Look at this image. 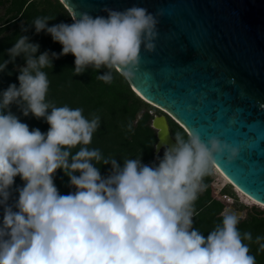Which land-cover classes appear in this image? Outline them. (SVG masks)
<instances>
[{
  "label": "clouds",
  "instance_id": "obj_1",
  "mask_svg": "<svg viewBox=\"0 0 264 264\" xmlns=\"http://www.w3.org/2000/svg\"><path fill=\"white\" fill-rule=\"evenodd\" d=\"M103 11L106 15L84 12L71 23L51 26L50 18H36L35 32L49 34L61 52L37 55L39 44L20 35L7 49L9 59L0 63L2 73L17 57L25 61L16 66L18 85L0 91V264H256L252 234L241 233L236 214L222 211L221 222L207 235L192 226V206L214 154L228 151L231 160L238 148L215 137L204 142L197 133L187 139L177 133L174 143L154 146L157 152L163 147L154 162L145 164L140 156L120 163L87 147L99 116L89 119L81 108L47 101L43 69L53 59L74 56L75 75L91 67L119 68L131 76L142 46L154 50L158 21L146 8ZM97 79L110 83L111 71ZM13 105L24 117L43 119L47 131L22 122ZM100 163L109 166L106 175ZM58 171L74 191L60 193ZM262 240L254 241L260 251Z\"/></svg>",
  "mask_w": 264,
  "mask_h": 264
},
{
  "label": "water",
  "instance_id": "obj_2",
  "mask_svg": "<svg viewBox=\"0 0 264 264\" xmlns=\"http://www.w3.org/2000/svg\"><path fill=\"white\" fill-rule=\"evenodd\" d=\"M60 1L71 17L134 5L152 13L158 21L154 50L142 46L131 76L116 69L140 98L164 113L150 120L155 145L175 142L168 115L189 136L197 133L204 142L215 137L238 148L231 160L228 151L215 153L212 164L264 204V0ZM159 152L154 147V155ZM224 210L243 215L232 205Z\"/></svg>",
  "mask_w": 264,
  "mask_h": 264
},
{
  "label": "trees",
  "instance_id": "obj_3",
  "mask_svg": "<svg viewBox=\"0 0 264 264\" xmlns=\"http://www.w3.org/2000/svg\"><path fill=\"white\" fill-rule=\"evenodd\" d=\"M0 5L4 9L0 15V63L9 59L7 49L13 46L20 35H27L31 43L39 44L37 55L45 51H49L50 55L51 52H61L62 46L54 42L49 34L44 31L37 34L32 26L33 21L38 17L50 18L49 26L60 22L71 23V15L60 0H0ZM22 26L27 27L28 30L22 32ZM74 59L71 54L61 56L59 59L52 60V67L43 69L49 80L46 99L58 107L67 105L71 108H81L85 117L89 119L93 114L99 116V128L87 147L99 149L104 158H115L120 163H123L125 159L141 156L143 163L150 164L154 162L157 155L162 156L163 152L154 155L157 138L155 130L150 126L153 116L150 108H156L140 98L132 90L125 76L116 68L111 70L102 68L97 71L89 67L82 74L75 75ZM24 63L23 56L17 57L15 66L9 63L7 69L0 73V91L6 89L9 84L18 85L16 66H23ZM108 71H111L112 75L110 83L97 79L98 75ZM11 111L30 128L47 131L48 125L43 119L37 120L31 115L24 117L15 105L11 107ZM140 111L143 113L135 122ZM159 112L162 111L159 110ZM166 118L172 136L175 137L177 133H180L185 139L188 138L189 135L180 125L168 115ZM79 147L72 149V152L78 151ZM96 166L100 168L102 175L107 174L109 166H103L102 163ZM210 182L209 171L203 178L205 187L198 193L192 206V226L201 233H203L200 230L201 226H205L204 235L221 222L220 213L226 203L231 202L217 199L210 188ZM21 184L17 177L16 185ZM55 184L61 194L74 191L69 187L68 177L62 171L56 173ZM222 190L224 191V187ZM0 218H2V209H0ZM238 229L241 233L251 232L253 242L245 241V243H249L250 254L255 257L256 264H264V251H260L259 245L254 242L257 236L264 237V214L261 211L247 214L240 220ZM261 242L264 243V240Z\"/></svg>",
  "mask_w": 264,
  "mask_h": 264
},
{
  "label": "rangeland",
  "instance_id": "obj_4",
  "mask_svg": "<svg viewBox=\"0 0 264 264\" xmlns=\"http://www.w3.org/2000/svg\"><path fill=\"white\" fill-rule=\"evenodd\" d=\"M4 12L3 7L0 5V15ZM156 108V107H155ZM154 109L150 108V112L152 114L161 115L164 114L163 112H159L160 109ZM161 111V110H160ZM170 117V116H169ZM171 118V117H170ZM172 119V118H171ZM174 122L175 120L172 119ZM168 121V120H167ZM160 152H163V147L161 148ZM159 152V153H160ZM210 176H211V182H210V188L214 193V190H217L219 187H224V191L222 190L221 193H225L227 196L231 198V202L226 203L225 206L232 205L235 209L241 210L243 212V215L239 217L240 220L244 219L247 214L261 211L262 214H264V206L255 203L245 197L241 192H239L235 186L233 187L225 177H223V174L217 170L214 165L210 166ZM226 189V190H225ZM201 231H203V234L206 230L205 226H201Z\"/></svg>",
  "mask_w": 264,
  "mask_h": 264
},
{
  "label": "built area",
  "instance_id": "obj_5",
  "mask_svg": "<svg viewBox=\"0 0 264 264\" xmlns=\"http://www.w3.org/2000/svg\"><path fill=\"white\" fill-rule=\"evenodd\" d=\"M222 187H219L217 190H214V196L217 199L221 200H231L229 196H227L225 193H221Z\"/></svg>",
  "mask_w": 264,
  "mask_h": 264
},
{
  "label": "bare ground",
  "instance_id": "obj_6",
  "mask_svg": "<svg viewBox=\"0 0 264 264\" xmlns=\"http://www.w3.org/2000/svg\"><path fill=\"white\" fill-rule=\"evenodd\" d=\"M213 165H214V164H213ZM214 167H215L217 170H219L215 165H214ZM219 172H221V171L219 170ZM221 173H222V172H221ZM222 174H223V173H222ZM223 177H225V179H227V181L231 183V181H230V180H229L224 174H223ZM235 188H236L239 192H241L245 197H247L248 199H250L251 201H253V202H255V203H258V204L264 206L263 203H260V202H258V201H256V200L252 199L251 197H249L248 195H246L245 193H243L241 190H239L236 186H235Z\"/></svg>",
  "mask_w": 264,
  "mask_h": 264
},
{
  "label": "flooded vegetation",
  "instance_id": "obj_7",
  "mask_svg": "<svg viewBox=\"0 0 264 264\" xmlns=\"http://www.w3.org/2000/svg\"><path fill=\"white\" fill-rule=\"evenodd\" d=\"M169 124V123H168ZM169 128H170V126H169ZM170 132H171V130H170ZM174 137V136H173ZM175 138V137H174ZM213 165V164H212Z\"/></svg>",
  "mask_w": 264,
  "mask_h": 264
}]
</instances>
